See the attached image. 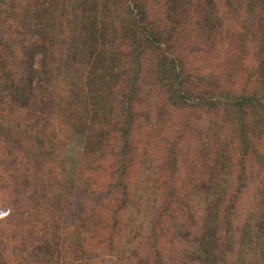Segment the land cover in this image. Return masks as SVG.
Masks as SVG:
<instances>
[{"label":"trees","instance_id":"16d2710c","mask_svg":"<svg viewBox=\"0 0 264 264\" xmlns=\"http://www.w3.org/2000/svg\"><path fill=\"white\" fill-rule=\"evenodd\" d=\"M223 1L255 14L230 57L244 83L194 92L180 47ZM221 3L0 0V264H127L143 243L161 264H264V0Z\"/></svg>","mask_w":264,"mask_h":264},{"label":"rangeland","instance_id":"374dc122","mask_svg":"<svg viewBox=\"0 0 264 264\" xmlns=\"http://www.w3.org/2000/svg\"><path fill=\"white\" fill-rule=\"evenodd\" d=\"M215 1L217 5L221 7V0ZM222 7V12H220L217 17L220 27L215 32L209 33V31H203V28L199 29L201 31L200 33L197 32L191 34L189 37H186L183 44L184 46L180 47V52L182 55L184 54V58H187L184 60L189 62L191 65L189 70L191 71L192 77L188 84L194 92H206L205 89H207V87H205L204 81L208 79V76L214 77L213 79H216L217 82H219V87L221 85L222 89L224 87L225 89L240 91V88L244 83L245 76L243 68H239L240 66H237L235 69V67H233L234 65L232 66V58L230 57L236 52V54L239 53V49L236 48L237 45L234 44V33H238L241 30L242 34H244L243 37L247 38L249 36L248 32L250 29L248 24L252 21L251 19L255 17V14L251 11L238 9L237 12L228 13L225 1H223ZM225 12H227V14H225ZM191 25V28H197L198 26L196 24ZM251 43L252 42L250 41L248 44ZM153 94V99H157L159 95L157 89ZM164 105H168L166 98H164ZM187 113L190 114L189 112ZM182 115L185 116L184 114ZM188 118H190L194 123L209 124L210 122V117L206 116L204 109L196 111L195 114L191 113ZM67 133V137L62 138L66 143L63 153L70 161L69 163L79 164L82 160L84 152L86 131L83 129H77L74 132H71L72 134L70 136H68ZM12 196L18 199V195L13 194ZM242 202V206L250 203V201L248 202L246 199L242 200ZM241 215H244V213L241 212L239 217L236 219V226H240L242 224L243 217ZM61 228V231L64 234L66 229L70 227H67V223L63 221ZM70 230H76V228ZM149 248L150 247L146 246L144 243L141 244L138 249L130 252L125 258H122L123 262L125 261L127 264H161L157 262ZM64 254L65 255L61 257V262L64 260V264H69L70 255L66 252ZM10 255L11 254H9V256ZM21 262L18 263L17 260H14V263L12 264H21ZM100 263L101 262L98 261L96 264Z\"/></svg>","mask_w":264,"mask_h":264}]
</instances>
